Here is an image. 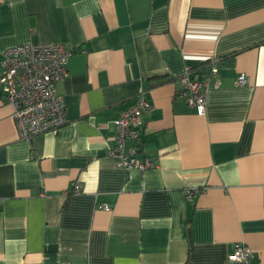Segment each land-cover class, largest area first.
Here are the masks:
<instances>
[{"label": "crops", "instance_id": "1", "mask_svg": "<svg viewBox=\"0 0 264 264\" xmlns=\"http://www.w3.org/2000/svg\"><path fill=\"white\" fill-rule=\"evenodd\" d=\"M30 43L73 50L68 123L21 139L0 83V264H264V0H0V78ZM213 67L200 117L176 79ZM140 95L146 171L109 156Z\"/></svg>", "mask_w": 264, "mask_h": 264}, {"label": "built area", "instance_id": "2", "mask_svg": "<svg viewBox=\"0 0 264 264\" xmlns=\"http://www.w3.org/2000/svg\"><path fill=\"white\" fill-rule=\"evenodd\" d=\"M73 50L61 44H25L9 48L3 53V101L13 106L14 121L23 140L34 136L56 132L68 123L66 104L58 91V84L68 76V61ZM186 70L176 79L177 96L197 112L205 116L208 95L211 90L220 87L218 70L212 68L203 80L191 77ZM238 86L248 84L245 74H240ZM153 105L140 95L120 117L114 121L116 130L115 144L109 150V156L123 169L146 171L155 166L152 158L144 154L140 146L143 116L153 110ZM133 146L127 149V142ZM143 154L140 158L139 155ZM80 185L75 184L74 194L79 195ZM197 190H190L189 197ZM110 211L109 206L100 207ZM253 251L244 244H237L230 255L234 264H252Z\"/></svg>", "mask_w": 264, "mask_h": 264}]
</instances>
